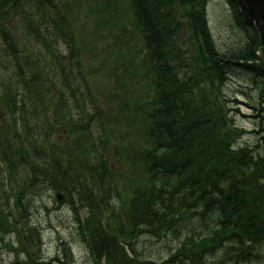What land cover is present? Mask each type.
<instances>
[{
    "label": "trees",
    "instance_id": "trees-1",
    "mask_svg": "<svg viewBox=\"0 0 264 264\" xmlns=\"http://www.w3.org/2000/svg\"><path fill=\"white\" fill-rule=\"evenodd\" d=\"M107 1L109 0L93 2L91 7L95 8L96 14L100 15V8H106L110 5L109 2L112 3V0ZM155 1L166 3L164 9L169 13L161 9L157 13L158 8H156L152 17L146 18L139 0H127V20L130 21L135 32L133 35L129 34V37L138 38L140 48L129 51L130 47L121 45V49L117 51L118 47H115L120 58L116 57V52L112 53L115 56H111L109 61L113 62L112 69L109 70L111 84L119 83L120 76H123L126 71L130 74L146 75L148 62L150 60L160 61L158 58L160 50L169 54L167 58L170 57L171 62L174 59L180 64L183 56L180 59L177 57V48L175 49L171 42L174 29H178L182 23L180 17H191L187 30L182 32L181 36L183 41L193 49L194 56L199 54L200 63L192 65L194 69L186 76V79H183L185 77L181 75L176 80L168 82L166 72L169 66L160 61L164 65L160 80L147 81L153 84V88H150L152 102L161 97L162 88L167 85L165 82L172 87L167 100L175 102V116H165L163 113L161 117H157L153 112L148 111L150 103L140 107L136 113L130 111L127 114L125 124L137 121L141 128L138 132L140 137L146 136L148 142L152 143L150 150L143 146L142 153L134 163V166L142 168L140 176L143 182L140 181V184L136 186L134 196L127 208L121 210L116 218L115 213H112L111 218L116 223V231L109 227L110 224L106 227L103 225L105 220H103V214L107 210L104 207L106 206L105 196L97 193L99 196L94 197L93 191L85 188L78 192L84 196L82 202L86 201L89 206L92 205L90 217L84 227L88 233L86 241L88 240L87 243L91 245L97 260L105 259L106 264H131L135 260L132 261L130 256L134 257L137 254L135 241L143 235L154 237L152 230L139 226L148 218H159L163 222L166 234H173L180 242L177 248L186 251L185 255L190 258V263L206 264L201 257L196 259L193 255V247L217 254L216 251L219 248L228 242H233L232 245L236 243L240 245L238 248L242 254H235L230 249L232 257L222 255L221 257L230 264H245L241 261L244 259L243 255L249 256L250 252L262 254L264 251L260 249L261 242L264 240V218L256 226L253 218L247 216L248 209L253 205L260 207L261 215H264V206L258 204L264 201V193L258 197L257 201H254L255 203H250L251 194L256 192V185H260L259 176L263 171H260L259 161L247 160L250 155H241L245 151L237 150L238 140L244 132L236 129L230 122L228 124L223 118L224 113L220 111V107L225 104L222 98H228L224 96L226 90L224 92L221 87L215 90V84L209 85L211 83L200 76L198 67L206 64V56L203 52H210L211 37L208 33L201 43H195L199 22L203 29L207 30V21L204 19L205 22H201L203 20L201 15L204 17L202 9L205 8L201 4L202 0H190V3L185 0ZM68 3L72 4L71 0H0V41L7 46V56L17 68L21 79L20 85L23 84L24 91L22 97L19 83L14 85L11 81L0 80V109L2 110L1 117L4 116L0 122H9L6 127H2L0 123V236L1 233H7L6 229L23 233L24 225L20 226V222L22 224L26 221L29 202H34L45 192L49 193L52 190L65 192L74 205L73 192L68 191L67 188L72 185L74 192L76 187L81 189L83 181L81 172L88 167L85 166V158H70L67 165L74 168L76 173L73 177L77 180L75 185L72 184V175H68L62 169L59 154L58 156L50 154L57 153L56 144L46 141L38 142V144L34 141V138H42V135L40 132L33 131L41 129L46 133V130H43L39 123L36 124V121H29L30 113L26 111L27 103L35 102L36 107L43 106L47 116L49 102L61 99L62 95L57 94L55 89L49 85L53 82H49L48 74L44 78L42 72H45L46 68L41 67V64H45L41 62V57L38 59V51L28 49L25 44L21 43L20 31L23 32V29L28 35L26 39L40 47L51 62L61 67L66 58H61L59 53L57 56L55 47L59 41L66 42L70 53L68 59L75 57L77 52L80 54V50H83V44L78 36L79 32L69 22L66 14V11L70 10ZM230 3L240 26L252 33L248 37V47L241 50L243 56L240 55L239 60L246 63L248 73L260 76V86L255 85L258 89V98L263 103L264 65L258 57L261 48L259 34L253 25H248L243 21L235 0H230ZM113 8L111 18L108 20L115 23L113 27L118 34L123 36L127 29L121 22L126 16L119 11L118 2ZM167 25H171V28L163 30ZM94 33L99 35V32ZM124 49L129 53L123 52ZM218 56L223 59L220 54ZM1 59L0 55V65H2ZM239 60L228 62L226 66L230 68L227 70L235 72L236 65L240 66ZM85 70L86 68L79 67L71 72H77L78 81L84 80L85 82ZM208 71L210 74L214 72ZM215 72L220 75L218 79L220 83L224 76ZM132 77L136 76H130V82L133 80ZM200 77H202L201 84L208 86L210 93L204 91L205 94H203L199 91L200 89H195V84L192 83L200 81ZM188 78L192 79L190 85L186 82ZM174 81H176L175 85L172 84ZM218 82L216 81V84H219ZM75 83L74 86H77ZM48 87L53 89V93H47ZM127 90L123 87L120 92L125 94ZM32 97V101H26V99L31 100ZM186 104L193 105L191 114H194V119L192 122L180 116ZM230 104L232 101L226 105L230 106ZM165 107L166 102L162 101L164 112ZM33 109L36 112L35 107ZM32 115L34 116V113ZM157 118H160L165 123L166 129L172 130V133H166V136L158 134L156 131ZM48 120L47 117L46 121ZM46 121L44 124H48ZM58 122L59 116L56 112L50 125L52 129L48 131L57 132ZM18 124L21 125V130L17 129ZM73 137L74 135L72 139ZM195 138L202 139V143L198 144L199 149L192 146ZM68 148L64 153L68 151H71V155L76 153L73 151L74 147L69 146ZM251 155L255 156L253 152ZM244 169L250 171L244 173ZM137 176L139 177V174ZM3 177L8 184L5 185ZM7 187L8 191H6ZM239 195H241L240 204L237 199ZM214 200L223 202L226 206L219 208L215 205L216 209L203 212L204 208H208L207 204ZM11 201L15 202L13 206H11ZM236 204L239 205L236 206ZM33 236L30 239L31 242L38 244L40 239L36 232ZM157 237L161 238L163 235ZM21 242L22 246L27 248L25 254L28 256L33 249H28L29 241L21 239ZM4 246L0 247V262ZM258 259L255 255L252 260L255 262ZM169 261H172L171 256L167 263ZM142 264H154V262H143Z\"/></svg>",
    "mask_w": 264,
    "mask_h": 264
},
{
    "label": "rangeland",
    "instance_id": "rangeland-1",
    "mask_svg": "<svg viewBox=\"0 0 264 264\" xmlns=\"http://www.w3.org/2000/svg\"><path fill=\"white\" fill-rule=\"evenodd\" d=\"M96 1L99 2L100 0H71L72 4L68 3V9L70 8V10L66 11V14L69 22L75 26L85 46V49L80 50V54L78 52L75 54L73 61L69 59L63 61L60 67L56 63L51 62L47 54H44L36 44H32L30 40L25 43L29 49L38 51V59L41 57V62L45 64H41V67L46 68L45 72H42L44 78L48 74L49 82H53V84L49 83V85L55 89L57 94L61 93L62 95V98L57 101L49 99L51 102H49L47 116L43 106L38 105L36 107L35 102L27 103L26 111L28 114L30 113L29 121H36V124L39 123L42 125L43 130H46V133L41 129L33 131L35 133L40 132L42 135V138H34V141L37 143L46 141L47 143L56 144L58 149L56 156L58 154L60 156L59 161L62 164V169L68 175H72V184L75 185L77 181L73 177L76 172L67 163L70 158L83 157L88 170L85 168L81 173L85 175L88 182L92 183L93 190L106 193L107 190L112 189V194L107 193L104 200L106 205L104 207L107 210L103 214V220L111 221V228L116 231V223L111 218V215L115 213L116 218L121 210L127 208L134 186H137V176L134 174L138 175L142 170V168L139 169L140 166H134L135 159L139 158L138 153H142L143 150L140 134L138 133L141 128L137 121L135 123L131 121L128 125L125 124L127 120L124 117L126 115H122L125 114L124 104L128 102L143 107L151 100V87L148 88L146 84L137 81V76L142 73L130 74L127 71L123 73V76H120L119 83L111 84L109 70L112 69L113 62L109 61L111 56H115L112 54L116 52L115 47H118L117 51H119L121 45H127L130 47L129 51H133L140 48V42L136 37L135 39L129 37V34L133 35L135 32L130 21L127 20V0H112L114 5L118 2L119 11L122 12L123 16H126L125 20L121 22L124 28L126 27L127 29L123 36L118 34L113 27L115 23L102 19L96 14L95 8L91 7V4ZM109 3L110 5L106 8L111 13L114 8L112 3ZM221 4L222 0H213L211 2L209 22L219 53L230 54L234 51H225L228 49L240 50L243 44L240 43L241 37L239 35H233L226 28L225 21L227 14H229L228 8L226 12L224 10L225 7ZM94 32H99V35L97 36ZM20 36L21 38H19L22 42L25 33H20ZM57 51L64 56L68 55L67 48L63 42L58 44ZM122 51L129 53L125 49ZM117 55L118 53L116 52ZM7 60L6 57L1 59L0 80L11 81L14 85L19 83L22 93L24 92L23 84L22 86L20 85L19 74L15 70L13 71L11 67L7 68L5 66V64H9ZM79 62L82 67L86 68L84 71L85 82L84 80L79 82L76 74L71 72L76 69ZM130 76H136L135 78L132 77V82L129 80ZM231 79L233 80L232 84L226 90L227 93H224V96L228 97L226 99L229 100L222 98V101L228 104L231 100L232 104H230L229 108L234 107V109H239L240 111L237 113L238 129H244L247 134L238 140V145L247 144V146L258 147V145L264 144V130L262 131L264 128L260 127L261 124L264 127V121L259 117L261 113L253 110L251 106L258 107L262 112L264 102H260L258 89L248 77L240 78L241 80L234 77ZM74 83L77 86H74ZM123 87L128 89L125 94L120 92ZM131 87L136 89L133 95L129 94V91L133 90H129ZM218 88L215 87V90ZM53 89L48 87L47 93H53ZM32 100L33 97L31 100L26 99L29 102ZM33 107H35L36 112ZM1 111L0 109V120ZM56 112H58L59 116L58 130L57 132L48 131L52 129L50 125ZM33 113L34 116L32 115ZM47 117L48 121H46ZM45 121L48 124H44ZM3 123L7 125V122ZM69 146L74 147L73 151L76 152L74 155H71V151L64 153L69 149ZM130 148L134 150H130ZM121 149H124V154L120 153ZM131 152L136 154L137 158L133 159L130 156ZM259 152H261V149ZM99 158L103 162V166L95 165ZM86 187L84 181H82L81 189L76 187L75 192L72 185L68 186V191L73 192L74 208L69 203V197L65 192L66 200L63 205L56 201L53 193H43L42 197L36 198L34 202H29L28 227L34 229L37 234H41L43 242L41 250L34 255L39 260L38 263L92 264L89 251L80 233L75 228L77 220L75 210H77L81 221L89 217V212L85 206H82L84 196L78 193ZM24 224L25 222L23 221L21 226ZM11 239L13 248H18L19 242L16 236L14 235V238ZM171 243L173 244L172 247L180 243L171 233L165 234L161 238L143 235L135 241V249L138 252H144L146 255L144 257H150L154 264H168L166 261L171 256V253L166 251L165 247L171 246ZM25 260V255L4 248L1 264L25 263ZM254 263L264 264V261Z\"/></svg>",
    "mask_w": 264,
    "mask_h": 264
},
{
    "label": "bare ground",
    "instance_id": "bare-ground-1",
    "mask_svg": "<svg viewBox=\"0 0 264 264\" xmlns=\"http://www.w3.org/2000/svg\"><path fill=\"white\" fill-rule=\"evenodd\" d=\"M185 1L189 2L190 0H185ZM212 1L213 0H202L201 4H203V7H205V8L202 9L204 11V17H203V15H201V17L203 18V20H201V22L203 23V22H205V20L207 21V28H206L207 30H204L203 27L201 26L200 22H199L198 30L196 31L197 39L196 40L194 39L195 43L199 44L203 41V39L205 38V36L208 33L211 34L210 44H209L210 52L209 51L203 52L204 55L206 56L205 61H206L207 65L203 63L205 66L199 64L201 68L198 67L199 72H200V76H202L205 81H207V82L209 81L211 83L209 85L215 84L216 87H219V88L221 87V89L224 90V92H225V90H228V88L231 86L232 81H233L231 79L232 77L239 79V80H241L240 78L248 77L254 84H256L259 87L261 84L260 76L248 73V68L246 66V63L239 60V59H241L239 56L240 55L243 56V54L241 53V50L245 49L249 45L248 37L250 34H252L251 31L248 29H244L243 27L240 26V24L237 21L235 11H234L231 3H230V0H222L221 5H223L225 7L224 10L226 12H227V8H228V13H229L226 16V18H227L225 21L226 28L233 35H239L241 37L240 43L243 44L242 45L243 47L240 48V50L228 49L225 51V52H228V51L233 50L234 52H232L230 54H228V53L220 54L218 47H217V44H216V41H215V38L212 35V30H211L210 22H209L210 21V17H209L210 16L209 15L210 4ZM139 4H140V6L142 5V9L144 11V15L146 18L152 17L153 11L156 8H158L157 13L160 12L159 9H161L165 13H169V12H166V10L164 9V6L167 4L162 3L160 1L139 0ZM112 5L115 6L113 3H112ZM238 9H239V12L243 18V21L248 25H253L254 28L256 30H258L257 26L254 22L250 23L244 18L242 11H241V8L239 6H238ZM200 13L202 14L201 11H200ZM111 15H112V11L110 13L108 8H100V15H99L100 18L108 20L111 18ZM180 20L182 21V23L180 24L178 29H174V32L171 36V42H172L173 46L175 47V49L177 48V51H178L177 57L180 59V57L183 56L182 62L180 64H178L175 62L174 59L171 62L170 57L167 58V56H169V54L167 52H163V50H160L161 52L158 55V58L160 59V61L164 65L169 66V68L166 72V81H168V82H171V80H173V79L176 80L178 78V76H181V75H183L185 77L183 79H186V76L194 69L192 67V65H197L198 63H200L199 62L200 60L198 59L199 54L197 56H194L193 49H191L188 46L189 44L187 42L183 41V38L181 36V33L185 32L187 30L188 24L191 21V17L190 16L189 17L188 16L180 17ZM170 28H171V25H167V27L163 30L166 31ZM159 33L161 34V32H159ZM161 36H162V34H161ZM161 36L159 35L160 40L162 41ZM218 53L221 55V57L223 59H221L218 56L219 55ZM116 57H118V55ZM118 58H120V57H118ZM158 58H154V59L158 60ZM235 59L240 61V66L236 65L235 72H231L230 69L227 70L230 67H228L226 65L228 62H231V61L236 62ZM160 61L158 60V61L154 62V61L150 60L147 64L146 75H144V74L138 75L137 81L140 83L146 84L147 81L160 80V76L162 75V71L164 69V65ZM169 62H171V63L169 64ZM208 70H210V71L212 70L214 72L217 71V72L221 73L224 76V79L219 83L218 79H220V75H217L216 72L215 73L212 72L210 74V73H208L209 72ZM202 77L199 78L200 81L192 83V84H195V86H194L195 89H200L199 91L202 92L203 94H205L204 91L209 92L210 88L208 86L201 84ZM191 80L192 79L188 78L186 82H189L188 84L190 85ZM161 81H164V80H161ZM216 81L219 84H216ZM165 84H167V85L162 88L161 97H158V100L155 102L150 101L151 105L148 107V111L150 113L153 112L154 115H157V117H161V115L163 113L165 116H171V117L175 116V114H174L175 113V107H174L175 102L173 103L172 101L170 102L167 100L168 94L170 93V91L172 92V87L170 85H168L167 82H165ZM172 84L175 85L176 81H174ZM169 86H170V88H168ZM185 86H187V84ZM146 87L153 88V84L150 82V83L146 84ZM130 89H133V90H130ZM129 90H130L129 94L133 95V93L135 92L136 89L134 87H131V88H129ZM162 101L166 102L165 112L162 109ZM230 102H231V100H230ZM172 105H173V107H172ZM226 107H228V108H226ZM251 107L253 110L261 113L259 115V117L261 118L262 121H264V115H263L264 107H263L262 112H261V109H259L258 107H255V106H251ZM191 109L193 110V105L192 104H190V105L186 104L184 106L183 113L180 115L182 118L187 119L188 122H190V121L192 122L194 119V114H191L192 113ZM167 111H168V113H166ZM220 111L224 113L223 118L228 122V124L231 123V125L238 127V125H237V120H238L237 113L240 112L239 109H234V107H233L229 111V106L224 104V106L220 107ZM156 120H157L156 121V131L158 134H160L161 136H166V133H172V130L166 129L165 123L160 118H157ZM260 127L264 128L263 124H261ZM263 130L264 129H262V131ZM240 131L244 132L241 135L243 138V136L246 135L247 133L244 129H241ZM140 138H141L140 139L141 144L147 150H150L152 143L148 142L146 136L140 137ZM200 143H202V139L201 138H195L192 141V146L195 149H199L198 144H200ZM200 149H201V147H200ZM260 149H261V152H259ZM130 150H134V149L130 148ZM237 150H244L245 151L241 155H250L247 157V160L259 161V164L261 167L260 171H263L259 176L260 177V180H259L260 185L257 184L255 187L256 192L251 194L252 199L250 198V203H252V202L255 203L254 201H257L258 197L262 193H264V144L258 145V147L257 146H247V144L241 145L237 148ZM249 150L252 151L253 154L257 157L251 155L252 152H250ZM248 152L251 154H249ZM52 153H50V154L51 155H57V154H54V152H52ZM120 153L124 154V149H121ZM130 156L133 159L137 158V155L132 153V152L130 153ZM138 156H139V153H138ZM103 161H106V160H103ZM95 165L96 166H103V162H101L100 158L96 161ZM87 170H88V168H87ZM249 171L250 170L244 169L243 172L248 173ZM82 179H83L85 185L87 186L85 189H89L90 191H93L92 183L87 181V179L85 178V175H82ZM82 190H84V189H82ZM240 198H241V195H239V197L237 198L239 200V204H240ZM242 200H243V196H242ZM239 204H236V206H238ZM258 204L264 206V201H260ZM215 205L218 206L219 208H223L226 206L225 203L214 200V201H211L207 204L208 208H204L203 212H206L208 210L210 211L211 209H214ZM247 216H250L251 218H253V223L256 226H258V223H261V220L264 218V215L263 214L261 215L260 207H258L257 205H253L252 207H250L248 209ZM25 219L27 220L28 216ZM139 227H141L143 229L152 230L153 231L152 234H154V238H158L157 236H162V235L166 234L165 227L163 226V222L159 218H148L147 221L144 222L143 224H141ZM6 232L7 233H1L0 247L4 246L6 244H13L11 241L12 240L11 238H14V235L16 236V238L18 240L23 239V240H27L30 242L31 241L30 239L32 237H34L33 233H35V230L29 229L28 231H24L23 233H18V232L9 231L6 229ZM161 243H162V241H161ZM232 243L228 242V244L223 245V247L219 248L218 251H216V252H218L217 253L218 255L216 253H214L212 251L210 252L206 249L193 247L192 248L193 252H194L193 255L196 256L197 260L201 257V260L206 261V264H230V263L226 262V260H224L221 257V255L227 256V257H232L230 249H232L234 251L233 253H235V254H239V253L242 254L240 251V248H238L240 245L237 243L232 245ZM261 243H262L261 244L262 246H260V249H261V251H263L264 250V240ZM172 245L173 244L171 243V246L169 245V246L165 247L166 251H170L171 258H172V261H169L168 264H192V263H190V258L188 256L186 257V255H185L186 251H183L182 249L179 250V247L178 248H177V246L172 247ZM35 247H37V246H35ZM35 249L30 251L28 253V256L25 257V259L30 263H33V258L35 257L34 255L36 253V252L33 253V251ZM164 251H165V249H164ZM144 255H145L144 252H141V251L138 252L137 251L136 256H134V257L130 256V259L132 261L135 260L131 264H142L143 262H153V260L150 257L146 258V257H144ZM255 255H256V257L259 258L258 260H255V262L264 261V251L262 254H258L257 252H256V254H255V252L254 253L250 252L249 256L245 254V255H243L244 259H242L241 261L244 262L245 264H255L254 261L252 260L255 257ZM166 263H167V261H166ZM194 264H196V262H194Z\"/></svg>",
    "mask_w": 264,
    "mask_h": 264
},
{
    "label": "water",
    "instance_id": "water-1",
    "mask_svg": "<svg viewBox=\"0 0 264 264\" xmlns=\"http://www.w3.org/2000/svg\"><path fill=\"white\" fill-rule=\"evenodd\" d=\"M241 8L244 18L255 23L260 33L263 46L262 57L264 59V0H236Z\"/></svg>",
    "mask_w": 264,
    "mask_h": 264
}]
</instances>
